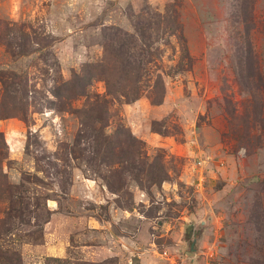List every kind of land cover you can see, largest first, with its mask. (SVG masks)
I'll use <instances>...</instances> for the list:
<instances>
[{
  "label": "rangeland",
  "instance_id": "1",
  "mask_svg": "<svg viewBox=\"0 0 264 264\" xmlns=\"http://www.w3.org/2000/svg\"><path fill=\"white\" fill-rule=\"evenodd\" d=\"M0 134V264H264V0H0Z\"/></svg>",
  "mask_w": 264,
  "mask_h": 264
},
{
  "label": "trees",
  "instance_id": "2",
  "mask_svg": "<svg viewBox=\"0 0 264 264\" xmlns=\"http://www.w3.org/2000/svg\"><path fill=\"white\" fill-rule=\"evenodd\" d=\"M245 9L247 11V8H245ZM169 24L172 27V31L171 32L175 33L176 27L177 26L179 27V25L176 24V20L173 19V22L169 23ZM145 25H146V29H148V30H150L152 28L151 24H143L142 27L145 28ZM119 54H120L121 57H123L122 60L117 61V63H119V65H120L119 69L121 71H123L126 75L132 73V71L134 70L133 64L131 63L133 58L130 55L125 54L124 49H120L119 50ZM242 56L243 55H241V59H242ZM241 59H240V62H241ZM242 60H243L244 64L247 66V61H248L247 57H244ZM23 118L26 120L27 117L23 114ZM0 140H1L0 144L1 145H5V141H3L2 137H1V134H0ZM28 142L30 144V139H29ZM5 154L7 155V153H3V152L0 151V159L7 157V156H5Z\"/></svg>",
  "mask_w": 264,
  "mask_h": 264
}]
</instances>
